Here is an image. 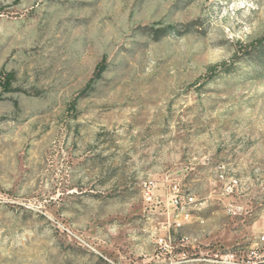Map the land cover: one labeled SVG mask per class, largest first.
I'll list each match as a JSON object with an SVG mask.
<instances>
[{"label": "rangeland", "instance_id": "rangeland-1", "mask_svg": "<svg viewBox=\"0 0 264 264\" xmlns=\"http://www.w3.org/2000/svg\"><path fill=\"white\" fill-rule=\"evenodd\" d=\"M262 38L264 0H0V264H264Z\"/></svg>", "mask_w": 264, "mask_h": 264}, {"label": "built area", "instance_id": "built-area-1", "mask_svg": "<svg viewBox=\"0 0 264 264\" xmlns=\"http://www.w3.org/2000/svg\"><path fill=\"white\" fill-rule=\"evenodd\" d=\"M195 198L190 195H182V194H175L172 198H171V204L172 206H174V208L180 210L181 212V216H182V220H175V225L176 226H181L185 221H189V219L191 218V214L188 210V206H190L192 203H194ZM262 239H264V236H262ZM172 240H171V236L168 235V238L166 236L160 237L158 240V243L160 245H164L166 247H171L172 245ZM220 262L224 263V262H237V258H236V254L235 252H227L223 255L220 256Z\"/></svg>", "mask_w": 264, "mask_h": 264}, {"label": "trees", "instance_id": "trees-1", "mask_svg": "<svg viewBox=\"0 0 264 264\" xmlns=\"http://www.w3.org/2000/svg\"><path fill=\"white\" fill-rule=\"evenodd\" d=\"M258 45L259 46H256V47L258 49H261L260 52H262V57H264V38L259 40ZM107 67H108V64L106 60L98 64L97 69L94 73V76L88 82V87L92 86L93 83L102 76L104 71H106ZM215 68L216 66H211V69H215ZM14 79H15V74L13 72H7L4 74L3 77L0 76V87L2 88L3 92H9L14 89L13 87ZM0 99H1V96H0Z\"/></svg>", "mask_w": 264, "mask_h": 264}, {"label": "bare ground", "instance_id": "bare-ground-1", "mask_svg": "<svg viewBox=\"0 0 264 264\" xmlns=\"http://www.w3.org/2000/svg\"><path fill=\"white\" fill-rule=\"evenodd\" d=\"M229 263H236V262H229Z\"/></svg>", "mask_w": 264, "mask_h": 264}]
</instances>
